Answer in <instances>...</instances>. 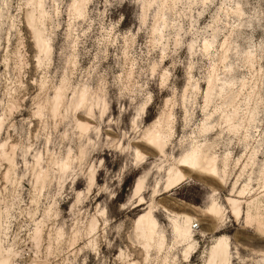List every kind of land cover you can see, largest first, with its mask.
<instances>
[{
  "label": "rangeland",
  "instance_id": "374dc122",
  "mask_svg": "<svg viewBox=\"0 0 264 264\" xmlns=\"http://www.w3.org/2000/svg\"><path fill=\"white\" fill-rule=\"evenodd\" d=\"M193 141L221 176L166 191ZM222 238L225 264H264V0H0V264H220Z\"/></svg>",
  "mask_w": 264,
  "mask_h": 264
},
{
  "label": "bare ground",
  "instance_id": "6f19581e",
  "mask_svg": "<svg viewBox=\"0 0 264 264\" xmlns=\"http://www.w3.org/2000/svg\"><path fill=\"white\" fill-rule=\"evenodd\" d=\"M37 43L41 49L50 47V45H48L47 43L42 42L41 35L39 34V32L37 33ZM210 94H211V88L208 89L206 93L207 98L210 97ZM233 118H234L233 113H228L224 117L225 121L227 122V125L229 124L230 129L234 127V125H231V121L233 120ZM162 123L163 122L161 118L156 120L152 128L147 130L145 134V139L153 147L155 146L161 151H164L166 145L165 144L166 134L164 128L166 127L163 128ZM81 125L82 127L87 128V125L85 124H81ZM208 128L211 129V127ZM137 157L142 158L143 155L140 152H138ZM68 162H70V160H68ZM67 163L64 162V165H67ZM179 165L180 167H174L169 171L166 191L171 190L177 184H179L180 182L186 179L185 170H190L192 172H201L203 174L216 176V177H220L222 174V170L220 169V166L217 163V156L215 153H213L212 148L209 147L207 144H205L204 146H200L197 142H194L190 151L179 160ZM141 182L142 179L137 180L138 185ZM246 190L247 188L244 187L240 193L244 194ZM228 202L230 203L233 211L235 212L237 219H240L242 214L240 207L241 201L236 198H229ZM206 211L208 214L215 217H217L222 212V205L220 203V200L216 198L214 194H212L211 203L206 208ZM172 220L174 223V229L179 234L177 239L179 242H185L188 245L186 250V255H189L192 247V241H191V234L193 233L192 229L196 230L194 221H192L190 215H182V216L175 215L172 218ZM135 223H136V228L139 231L138 236L144 240L146 245H151L153 242H156L157 247L159 248H162L165 245V235L159 232L158 229L159 223L152 214L151 210L148 211L146 214L139 215L136 218ZM228 250H229V245L223 238L220 239L219 242H217L216 244L212 245V253L220 255V264H225L226 261L228 260Z\"/></svg>",
  "mask_w": 264,
  "mask_h": 264
}]
</instances>
